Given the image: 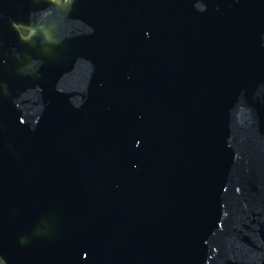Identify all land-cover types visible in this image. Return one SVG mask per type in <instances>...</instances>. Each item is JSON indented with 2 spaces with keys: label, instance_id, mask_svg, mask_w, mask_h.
<instances>
[{
  "label": "water",
  "instance_id": "1",
  "mask_svg": "<svg viewBox=\"0 0 264 264\" xmlns=\"http://www.w3.org/2000/svg\"><path fill=\"white\" fill-rule=\"evenodd\" d=\"M0 261L264 264V0H0Z\"/></svg>",
  "mask_w": 264,
  "mask_h": 264
},
{
  "label": "flooded vegetation",
  "instance_id": "2",
  "mask_svg": "<svg viewBox=\"0 0 264 264\" xmlns=\"http://www.w3.org/2000/svg\"><path fill=\"white\" fill-rule=\"evenodd\" d=\"M20 33L21 35L25 36L27 34V31L24 29H20ZM0 264H2L1 261H0Z\"/></svg>",
  "mask_w": 264,
  "mask_h": 264
}]
</instances>
